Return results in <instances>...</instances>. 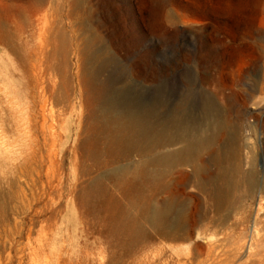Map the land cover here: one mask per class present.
Listing matches in <instances>:
<instances>
[{
    "label": "rangeland",
    "instance_id": "rangeland-1",
    "mask_svg": "<svg viewBox=\"0 0 264 264\" xmlns=\"http://www.w3.org/2000/svg\"><path fill=\"white\" fill-rule=\"evenodd\" d=\"M27 1L20 0L18 5L24 28L21 42L28 50L41 45L42 32L40 26L36 30L29 21L23 22ZM83 1L85 10L97 17L96 1ZM105 3L109 6L106 10L113 13L116 28L101 26L102 21L95 17L91 25L101 35V50L114 61L100 75L99 92L115 99L137 96L146 104H159L165 112L183 104L187 113L192 110L195 113L204 103L209 104L214 112L216 109V113L226 116L229 126L237 128L236 142L226 145L229 137L226 130L217 148L235 150L244 172L252 171L255 177L254 188L236 187L232 193L234 204L219 213L229 218L224 228L209 223L208 218L215 217V212L205 194L191 184L182 202L190 220L198 225L200 237L194 235L191 241L171 243L148 228L145 264H264V0H106ZM61 4L62 0H47L45 11L52 28L56 27ZM7 12L10 15L17 10L0 6V16L3 13L6 16ZM64 24L70 30L68 22ZM69 37L71 42V32ZM71 46L66 62L79 88V68L81 74L82 68L76 47ZM7 54L9 51L0 46V73L12 68V61L5 60ZM44 69L42 66L41 70ZM52 79L55 80L53 75ZM4 84L1 80L0 87ZM23 99H16L15 103L22 112L27 107ZM63 107L59 102H49L43 140L41 129H34L29 121L33 117L28 113L17 117L8 100L2 101L0 97V264H46L47 259L39 252L41 240L54 237L49 249L62 253L64 258L66 250L77 248L84 240L78 228L79 210L69 207L65 215H59L52 206L36 214L49 199L65 198L75 177L72 160L82 123L76 112L63 111ZM35 115L39 116V111ZM191 171L186 168L187 173ZM48 179L58 188L51 198H44L39 204L34 198L41 183L45 185ZM32 218L36 222L34 231L18 237L22 228L28 231ZM93 237L87 235L89 244L105 247L104 256L95 257L97 263L111 264L105 240L96 234L98 240L94 243ZM19 241L24 248L22 257L15 251ZM248 242L251 247H247ZM213 244L219 251L214 261L208 257ZM241 244L243 250L238 249ZM122 259L125 264L141 262Z\"/></svg>",
    "mask_w": 264,
    "mask_h": 264
},
{
    "label": "bare ground",
    "instance_id": "bare-ground-1",
    "mask_svg": "<svg viewBox=\"0 0 264 264\" xmlns=\"http://www.w3.org/2000/svg\"><path fill=\"white\" fill-rule=\"evenodd\" d=\"M91 1L94 0L86 3ZM95 1L99 5L97 17L85 10L83 0H62V11L58 10L57 24L52 28L45 11L47 0H28L23 22L29 21L36 30L40 26L42 42L39 47L27 50L21 42L24 28L23 18L19 17L20 0H0V6L17 10L0 16V46L9 51L5 60L12 61V68L0 73V81L5 82L0 87V97L2 101L8 100L17 117L24 113L31 115L29 121L34 129H41L43 140L51 100L63 104V111L76 112L82 123L72 160L75 177L68 185L67 196L56 201L49 199L36 214L52 206L59 215H65L69 207L79 210L78 228L84 240L77 248L66 250V258L49 249L54 237L41 240L39 252L47 259L46 264H99L95 257L101 259L105 247L89 244L88 234L94 236V243L98 240L96 234L102 236L111 253V264H125L122 257L145 264L148 228L171 243L191 241L194 235L200 237L198 225L190 220L182 202L191 184L205 194L215 212V217L208 218L209 223L224 228L229 218L219 213L234 204L232 193L236 187L246 185L252 190L255 177L252 171L244 172L235 150L217 148L226 130L229 137L225 144L233 145L237 128L229 126L226 116L216 113V109L214 112L209 104L204 103L195 113L194 110L187 113L183 104L165 112L159 104H146L137 96L115 99L99 92L100 75L114 60L101 50L102 38L91 20L93 17L101 20V26L108 29L116 25L113 13L106 10L109 7L106 0ZM71 44L76 47L82 68V74L79 68V88L66 62ZM19 98H24L27 105L24 112L19 104L15 105ZM38 111L39 116L35 115ZM186 168L192 171L187 173ZM59 177L63 178V171ZM57 188L48 179L45 185L41 183L34 201L41 204ZM35 226L32 218L28 231L22 228L18 237L22 238L25 232L29 236ZM251 246L248 242L247 247ZM16 247L17 254L24 256L20 241ZM209 248L208 257L214 261L219 257L217 245ZM238 249L243 250L244 245Z\"/></svg>",
    "mask_w": 264,
    "mask_h": 264
}]
</instances>
